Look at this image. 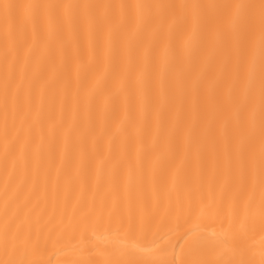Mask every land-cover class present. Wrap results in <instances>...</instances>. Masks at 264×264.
<instances>
[{"label": "bare ground", "instance_id": "obj_1", "mask_svg": "<svg viewBox=\"0 0 264 264\" xmlns=\"http://www.w3.org/2000/svg\"><path fill=\"white\" fill-rule=\"evenodd\" d=\"M0 264H264V0H0Z\"/></svg>", "mask_w": 264, "mask_h": 264}]
</instances>
